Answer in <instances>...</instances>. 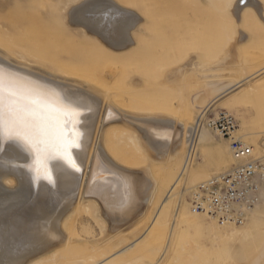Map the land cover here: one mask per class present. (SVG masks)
<instances>
[{
    "label": "rangeland",
    "instance_id": "rangeland-1",
    "mask_svg": "<svg viewBox=\"0 0 264 264\" xmlns=\"http://www.w3.org/2000/svg\"><path fill=\"white\" fill-rule=\"evenodd\" d=\"M79 1L0 0V49L14 60L56 75H65L70 68L95 66L92 60L97 58L99 66L107 67L106 70L111 65L118 68L106 88L118 83L121 86L124 77H130L129 88H133L134 81L143 82L131 90V95L126 94V102L117 99L121 105L130 104L136 94V101L148 106L140 112L173 115L195 130L191 133L194 141L175 162L156 164L149 147L143 150L148 161L140 158L138 143L128 138L133 133L124 128L122 138L113 142V157L125 168L157 178L159 190L153 209L139 221L137 229L142 230L138 235L127 233L103 248L91 243L100 238V223L94 219L86 222L83 219L89 217L82 215L71 237L75 243H90L76 249L88 248L95 257L93 264H108L119 258L141 260L142 264H264V221L254 222L259 216L264 220V202L242 226L221 224L207 215L193 213L190 205L197 185L236 164L230 153V140L209 129L205 121L221 112L229 113L239 126L235 137L264 154L260 146L264 137V0H110L142 18L139 28L144 33L140 34L139 28L133 32V40L141 47L121 52L112 51L94 34L67 21V11ZM43 34L47 44L41 42ZM64 46L68 53H79L87 57L86 62H92H52L50 57ZM193 57L197 62L179 79L176 71ZM122 68L127 76L119 72ZM170 77L175 80L173 83L163 81ZM200 120L203 124L196 134ZM202 134L207 137L204 142H200ZM167 198L170 200L165 203ZM212 224L235 232L237 239L230 242L228 249L222 243L220 249L214 250L207 234ZM192 247L194 253L203 252L198 260L188 263L187 258L194 254ZM60 259L58 256L51 262L56 264Z\"/></svg>",
    "mask_w": 264,
    "mask_h": 264
},
{
    "label": "bare ground",
    "instance_id": "bare-ground-1",
    "mask_svg": "<svg viewBox=\"0 0 264 264\" xmlns=\"http://www.w3.org/2000/svg\"><path fill=\"white\" fill-rule=\"evenodd\" d=\"M241 2L247 3L248 0ZM108 4L119 9L123 16L120 31L111 35L90 22L85 14L87 7L103 5H84L81 0L67 11L66 19L71 25L94 34L112 51L141 47V43L139 45L133 40V32L139 28L142 18L110 0ZM139 31L140 34L144 33L143 29L139 28ZM46 41L43 34L41 42L47 44ZM68 52L64 46L50 59L52 62L68 61L78 65L94 61L95 66L70 68L66 69L65 75H56L14 60L0 49V72L4 76L5 86L18 93L21 107L28 106L29 111L24 114V119L30 129L27 140L0 135V264H53L51 261H55L58 256L61 261L56 264L95 263V257L88 253V248L76 249L90 242L75 243L71 237L80 217L85 214L89 218L84 221L94 219L100 223V238L91 243L103 248L114 239H123L127 233L136 236L141 232L142 228L137 229L139 221L153 209L159 190V181L155 176H146L143 172L130 170L115 161L113 142L122 138L124 128L133 133L128 138L130 142L138 143V151H142L140 158L144 157L143 161H148L146 151L143 150L149 147L152 156L155 155L152 159L156 164L175 162L194 141L191 133L195 129L173 115L140 112L148 106L136 101V94L131 97L130 104L119 103L118 98L126 102V94L143 84L140 79L133 82V88L128 87L130 77H124L121 86L118 83L111 89L106 88L118 73L116 66L111 65L106 70L107 67L99 66L97 58L86 62L87 57L84 55ZM196 62L193 57L181 64L176 71L179 79L185 77L188 69ZM197 68L199 73L201 65ZM119 72L123 76L128 74L125 68ZM163 81L171 84L175 80L170 77ZM5 99L7 101V95ZM32 100L37 103L30 104ZM5 107L7 109V103ZM75 109L87 110L77 118ZM5 128L14 131L16 125L5 119ZM77 132L83 134L79 139L80 146L65 151L67 138ZM206 140L207 137L202 134L200 142ZM260 144L264 149V137ZM254 154L264 157L256 147ZM231 156L238 164L233 153ZM189 162L190 157L187 165ZM261 196L260 203L248 211L242 225L248 222L251 213L264 202V188ZM169 200L165 199V203ZM262 221L263 217L260 216L254 219L258 224ZM222 228L212 224L207 231L215 251L220 249L222 243L228 249L230 242L237 239L234 231ZM86 237L89 240L91 238ZM194 251L192 247L191 252ZM197 251L187 258L188 263H193L199 253L203 252ZM108 264H142V261L132 262L119 258Z\"/></svg>",
    "mask_w": 264,
    "mask_h": 264
},
{
    "label": "built area",
    "instance_id": "built-area-1",
    "mask_svg": "<svg viewBox=\"0 0 264 264\" xmlns=\"http://www.w3.org/2000/svg\"><path fill=\"white\" fill-rule=\"evenodd\" d=\"M202 121L196 125V134ZM205 125L230 140L238 164L195 187L190 198L195 213L210 216L221 224L242 225L248 211L261 201L264 188V157L254 154V147L235 138L238 123L234 116L221 112ZM196 136V135H195Z\"/></svg>",
    "mask_w": 264,
    "mask_h": 264
},
{
    "label": "snow or ice",
    "instance_id": "snow-or-ice-1",
    "mask_svg": "<svg viewBox=\"0 0 264 264\" xmlns=\"http://www.w3.org/2000/svg\"><path fill=\"white\" fill-rule=\"evenodd\" d=\"M84 5H103L100 7H87L85 14L90 22L95 23L106 34L111 35L119 32L123 24V16L119 9L109 6L108 0H82ZM7 95V101L5 99ZM7 103V109L5 107ZM37 101L32 100L30 104L35 105ZM87 109H75L74 114L78 118ZM29 111L28 106L21 107L18 93L12 88L5 86V79L0 72V135L15 136L16 138L28 139L30 129L24 119V114ZM5 119L16 125L14 131L5 128ZM82 133L77 132L74 136L67 138L65 151L71 147H79V139Z\"/></svg>",
    "mask_w": 264,
    "mask_h": 264
}]
</instances>
